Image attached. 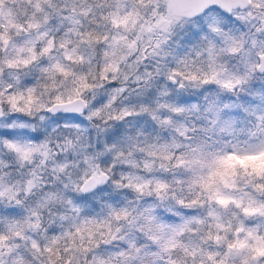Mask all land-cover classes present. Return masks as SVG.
Listing matches in <instances>:
<instances>
[{
  "label": "snow or ice",
  "instance_id": "1",
  "mask_svg": "<svg viewBox=\"0 0 264 264\" xmlns=\"http://www.w3.org/2000/svg\"><path fill=\"white\" fill-rule=\"evenodd\" d=\"M0 264H264V0H0Z\"/></svg>",
  "mask_w": 264,
  "mask_h": 264
}]
</instances>
